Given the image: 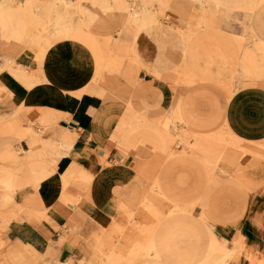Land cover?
<instances>
[{
	"label": "rangeland",
	"instance_id": "obj_1",
	"mask_svg": "<svg viewBox=\"0 0 264 264\" xmlns=\"http://www.w3.org/2000/svg\"><path fill=\"white\" fill-rule=\"evenodd\" d=\"M71 2L93 17L87 33L103 44L121 46L124 65L120 73L96 75L95 60L84 43L72 38H58L52 33L43 39L49 45L42 61L38 58L39 51L33 47L15 40L7 43L0 38L3 42L0 43V63L23 66L29 74L47 69L70 73L75 51L81 57L91 56L92 78L83 91L74 94L88 102L87 111L91 116L88 126L70 113L53 115L48 110L45 116L46 110H39L45 107L30 111L22 123L27 129H41L44 142L55 139L52 126L72 133L75 145L83 147L86 155L96 158V168L79 166L84 176H93L94 183L99 179L98 172L110 166L123 167L129 177L108 176L103 180L106 199L99 203L91 200L87 179L81 178L76 185L61 188L51 205L38 204L36 201L43 186L37 188L31 180L25 179L24 185L15 192L14 201L7 207L27 216L28 235L24 237L50 238L55 254L48 260L53 263L63 256L73 264H89L92 251L100 247L103 252L98 253L104 261L97 258L95 264H105L108 255L114 252L111 248L116 246L118 238H145L144 233L158 224L150 210L163 216L182 211L191 215L192 222L203 226L206 233L224 248L223 264H264V140L259 139L260 144H253L231 139L222 119L227 91L233 92L246 80L251 83V79L243 77L242 56L236 53L232 59L224 56V62L220 64L215 60L214 64L197 66L206 71L208 79L198 76L197 82L186 84L183 83L184 72L191 66L182 50L169 42L163 47L158 31L148 34L130 23L131 14L139 10V0H122L121 5L128 6V10L117 5L108 12L89 0ZM152 9L168 31L180 30L194 36L198 33L195 27L183 26L176 10L177 0H171L165 9L156 1ZM187 13L189 17L192 14L190 10ZM254 26L247 15L235 14L229 18L221 11L214 35L217 33L226 40L239 42L243 50H253L256 45ZM129 72L134 74V82L127 78ZM4 73L0 74V117L9 121L17 116L19 105L10 104L2 77ZM257 89L264 94V88ZM130 101L153 130L159 121L168 124L167 128L163 124L158 127L179 153L192 146L198 134L222 136L224 133L221 140L228 145L221 147L234 157V161L220 160L209 165L207 170H199L193 162L180 163L168 154H158L151 143L143 141V130L139 137V152L131 148L126 155L118 147V140L121 130L127 127ZM180 104H187L196 119L208 124L193 128L176 119ZM104 109L111 114L105 136L101 137L93 133L92 126ZM215 120L217 122L212 123ZM14 144L20 149L21 158H26L29 154L26 141H15ZM254 149L256 153H253ZM185 156L192 157L190 153ZM76 162L75 159L71 161L72 165ZM50 163L48 159L46 164ZM118 187L122 188L120 193L114 190ZM2 193L3 189H0V195ZM11 223L18 226L15 219ZM16 226L10 227L12 238L0 227V240L19 238ZM87 245L90 246L88 250L85 249Z\"/></svg>",
	"mask_w": 264,
	"mask_h": 264
},
{
	"label": "bare ground",
	"instance_id": "obj_2",
	"mask_svg": "<svg viewBox=\"0 0 264 264\" xmlns=\"http://www.w3.org/2000/svg\"><path fill=\"white\" fill-rule=\"evenodd\" d=\"M89 1L105 12L122 3V0ZM156 1L165 9L171 0H139V10L131 14L130 23L139 31L148 34L158 31L163 47L169 42L182 50L187 64L191 66L184 72L183 83L193 84L198 81V76L208 79L205 76L206 71L197 66L214 64L215 60L220 64L224 62V56L232 59L236 53L242 56L243 77L251 79V83L246 80L233 92L227 91L223 124L231 139L260 144V140H264V94L257 87L264 88V0H177L176 10L182 24L184 27H195L198 31L195 36L180 30L168 31L152 9ZM121 6L122 9L129 8L126 5ZM187 10L192 12L190 17ZM221 11L229 18L235 14L247 15L255 24L253 37L256 45L253 50H243L239 42L226 40L217 33L214 35ZM93 21L87 11L73 5L71 0H0V38L7 40V43L15 40L33 47L39 51L38 58L42 61L49 45V42L44 43L43 39L49 33L58 38L77 39L91 50L96 75L104 72L120 73L124 65L121 46L116 43L112 46L103 44L87 33ZM112 25L116 26L114 23ZM72 67L70 73L47 69L29 74L23 66L12 67L7 62L0 63V74L5 72L2 77L6 83L10 104L19 105V112L12 120L6 121L2 119L4 117H0V162L3 164L0 167V189H3L0 195V227L12 238L10 227L15 228L16 225L11 223L15 219L18 221L16 227L20 235L16 239L0 240V263H53L48 260L55 254V246L50 242V238H25L24 236L28 235L27 216L14 209H7L14 201L15 192L24 185L25 179L31 180L37 188L43 186L36 202L40 205H51L61 188L72 187L81 178L87 179L91 200L99 203L106 199L103 180L108 176L129 177L123 167L110 166L98 172L99 179L94 183L92 175L84 176L80 171L82 168H96V158L86 155L83 147L75 145L72 133L52 126L55 139L44 142L40 135L41 129L24 128L22 121L37 107H45L39 108L42 112L46 110L45 116L48 110L53 115L70 113L81 124H90L91 117L85 114L88 102L78 99L80 97L76 98L74 94L83 91L92 78L94 67L91 56L85 54L81 57L75 51ZM127 78L130 82L135 81L131 72ZM187 104L179 105L176 119L193 128L208 124L196 119ZM129 108L131 114L129 113L127 118V127L121 130L118 140V147L126 155H129L131 148L139 152V137L143 130V141L151 143L158 154H168L180 163L193 162L199 170H207L209 165L220 160L234 161V157L223 148L228 145L221 140L222 136H225L224 133L222 136L198 134L195 136V143L179 153L168 136L158 127L163 124L167 128L166 122L159 121L156 130H153L146 117L139 115L131 101ZM109 113L111 114L108 109H104L94 120L92 130L95 135L105 136ZM215 122L217 120L212 121ZM15 141H26V152L29 153L26 158H21ZM188 153L192 156L189 159L185 156ZM253 153H256L255 149ZM48 159L50 165L46 164ZM74 159L78 161L77 165H72L71 161ZM30 161H35V164H30ZM94 180L97 178L94 177ZM114 190L120 193L122 188ZM150 213L158 220V224L144 233L145 238H118L116 246L111 248L114 252L108 255L105 264H223L224 248L212 235L206 233L203 226L192 222L191 215L182 211L164 216L153 210H150ZM89 247L87 245L85 249L88 250ZM97 248L92 251L93 258L89 264H95V260L101 258L98 252L103 250ZM44 250L46 253H43ZM55 262L73 264L63 256Z\"/></svg>",
	"mask_w": 264,
	"mask_h": 264
},
{
	"label": "crops",
	"instance_id": "obj_3",
	"mask_svg": "<svg viewBox=\"0 0 264 264\" xmlns=\"http://www.w3.org/2000/svg\"><path fill=\"white\" fill-rule=\"evenodd\" d=\"M87 108H88V106L86 107L85 114H86L87 116L91 117V116L89 115V112L87 111ZM88 143H89V142L86 141V144H88ZM78 161L80 162L81 160L78 158Z\"/></svg>",
	"mask_w": 264,
	"mask_h": 264
},
{
	"label": "built area",
	"instance_id": "obj_4",
	"mask_svg": "<svg viewBox=\"0 0 264 264\" xmlns=\"http://www.w3.org/2000/svg\"><path fill=\"white\" fill-rule=\"evenodd\" d=\"M87 141L89 142V139Z\"/></svg>",
	"mask_w": 264,
	"mask_h": 264
}]
</instances>
